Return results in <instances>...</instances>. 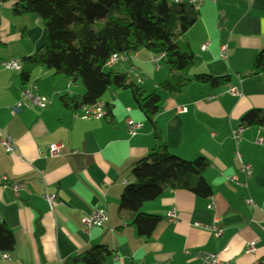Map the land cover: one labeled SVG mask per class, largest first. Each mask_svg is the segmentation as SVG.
<instances>
[{"label": "crops", "instance_id": "obj_1", "mask_svg": "<svg viewBox=\"0 0 264 264\" xmlns=\"http://www.w3.org/2000/svg\"><path fill=\"white\" fill-rule=\"evenodd\" d=\"M203 1L198 21L186 34L194 55L189 77L208 74L228 77L229 83L191 82L172 94L160 87L168 69L162 62L157 69L148 50L134 53L131 62H120V71L128 72L132 82L160 94L162 110L155 121L167 149L185 160L203 156L210 162L203 174L213 190L210 198L176 190L144 204V213L164 218L149 238L137 234L129 215L118 213L124 188L132 182V165L159 143L131 91L107 92L103 101L111 115L75 118L76 111L64 109L59 98L83 95L82 85L45 68L34 70L24 83L19 73L1 66L4 60L34 54L47 36L39 20L22 21L28 16L14 17L11 4L1 2L0 131L12 138L16 151L7 153L0 145V176L21 187L15 195L10 186L0 184V220L16 241L4 264H66L95 247L113 252L103 264H201L186 251L216 254L221 264H264V129L243 127L240 139L233 138L247 112L264 111V75L248 76L264 48V0ZM225 45L227 57L222 58ZM32 86L49 106L16 110L22 91ZM230 88L238 93H228ZM177 107L188 111L176 113ZM128 118L144 125L133 137L126 132ZM55 144L63 148L49 157L48 147ZM242 164L251 167L248 179L241 173ZM45 194L56 195L59 206L52 210ZM98 209L107 220L85 226L82 216ZM173 209L179 220L169 223L167 214ZM195 223L215 224L222 233L216 237ZM250 243H255L252 253L247 252Z\"/></svg>", "mask_w": 264, "mask_h": 264}, {"label": "trees", "instance_id": "obj_2", "mask_svg": "<svg viewBox=\"0 0 264 264\" xmlns=\"http://www.w3.org/2000/svg\"><path fill=\"white\" fill-rule=\"evenodd\" d=\"M10 3L14 17L32 16L39 20L47 32L45 42L34 54L17 58L21 71L17 72L28 83L33 71L45 68L68 82L85 88L83 95L60 96L64 109L77 111L103 101L111 88L131 91L135 104L155 131L157 147L131 167L132 182L121 195L119 216H130V225L144 238L152 236L164 220L160 215L142 211L168 192L186 190L207 199L213 190L203 177L210 162L201 156L185 160L171 153L162 141L155 121L161 112L162 98L157 91H148L130 80L129 73L106 68L114 54L137 53L148 50L154 56L163 55L162 63L169 76L160 87L169 93H180L191 82L221 86L229 83L228 77H212L189 72L194 55L186 34L200 17L199 9L188 2L170 0H1ZM106 6V17L99 18ZM264 75V48L257 55L248 76ZM107 115H111L106 103ZM244 128L264 129V111L251 110L241 119ZM41 232L38 227V234ZM16 245L15 236L0 220V252H11ZM112 251L105 247L71 257L66 264H103Z\"/></svg>", "mask_w": 264, "mask_h": 264}, {"label": "built area", "instance_id": "obj_3", "mask_svg": "<svg viewBox=\"0 0 264 264\" xmlns=\"http://www.w3.org/2000/svg\"><path fill=\"white\" fill-rule=\"evenodd\" d=\"M173 3L179 4L183 2H188L192 4L194 7L199 9L203 5V0H170ZM213 3H217L219 0H210ZM1 4V0H0ZM208 48V45H203L202 49L206 50ZM227 46L221 47V57L226 58L227 57ZM134 53H121V54H114L110 57V59L106 63V68L111 69L114 68L115 65H117L120 62H131L133 60ZM163 55H157L152 58V62L156 65L157 69L160 68V64L162 62ZM1 66L11 72H20L21 71V64L18 59L11 58L2 61ZM142 83V80H138V84ZM228 93L236 95L238 93L237 88H230L228 90ZM49 106V101L47 98L39 95L36 91L35 86H32L28 89H24L21 93V99L19 103L16 105L15 109L20 110L22 108L30 109L32 107L40 108V109H46ZM186 107H177L176 113L183 114L187 113ZM131 110H128V113H130ZM106 103L104 101H98L97 103L89 106H84L80 110L74 112L75 118H81L82 120H93V119H102L106 116ZM127 124V135L129 137L135 136L138 132H140L144 125L143 123L135 122L132 118H128L126 121ZM243 127H239L233 131V138L238 141L240 139V136L243 132ZM0 145L5 148L7 153H14L16 151V145L11 137H9L6 133L0 131ZM63 148L62 145H51L48 147V156L49 157H56L59 155L61 149ZM241 173L245 176L246 179H248L251 174V167L249 165L242 164L241 166ZM232 181L236 182L239 185H245L247 186V182H239L236 177L231 178ZM0 184L5 186H10L15 193V195H18L21 187L17 183H10L9 179L5 176H0ZM44 198L48 202L50 208L53 210L57 206H59L60 202L58 200V197L56 195H50L45 194ZM213 205H209V209H212ZM107 220L106 213L103 209L96 210L93 214L87 215L84 214L82 216V223L87 227H93V226H99L103 224ZM167 220L169 223H175L179 220V215L176 211V209L171 210L167 214ZM217 220V219H216ZM215 220V222H216ZM195 226L201 227V228H207L210 230L216 237H220L222 231L214 224V225H204L202 223H195ZM255 250V243H250L249 248L247 250L248 253H252ZM187 255L194 256L195 259L199 260L201 264H221V260L216 254H207V253H201L197 252L195 254H192L189 251L185 252ZM11 259V256L8 252H0V264H4L5 262L9 261Z\"/></svg>", "mask_w": 264, "mask_h": 264}, {"label": "rangeland", "instance_id": "obj_4", "mask_svg": "<svg viewBox=\"0 0 264 264\" xmlns=\"http://www.w3.org/2000/svg\"><path fill=\"white\" fill-rule=\"evenodd\" d=\"M106 13H107L106 6L103 5V7L101 8V12H100L99 18L100 19H103L105 17ZM22 21H27V23H30V21H31V23H34L35 20H34V18L32 16H28L27 18H25V20H22ZM40 27H43V26L40 25ZM120 65H121V63L118 64L117 66H114V70L116 72H119L120 70H122V68L120 67Z\"/></svg>", "mask_w": 264, "mask_h": 264}]
</instances>
